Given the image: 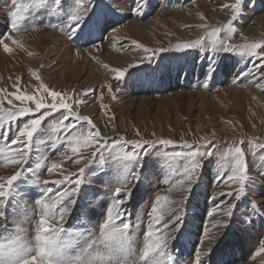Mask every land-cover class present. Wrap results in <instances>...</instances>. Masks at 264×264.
Returning <instances> with one entry per match:
<instances>
[{"label":"rangeland","instance_id":"374dc122","mask_svg":"<svg viewBox=\"0 0 264 264\" xmlns=\"http://www.w3.org/2000/svg\"><path fill=\"white\" fill-rule=\"evenodd\" d=\"M23 2L28 3L29 0ZM234 2L139 0L143 6L138 11H132L136 7V0H127L122 5V15L109 13L107 31L101 29L94 31L91 37L78 34L69 38L62 31V17L46 9H30L24 14L19 31H13L10 20L15 7L12 0H0V41L13 49L11 53H6L0 45V90H3L0 91V99L4 100V108L10 107L8 99H12L16 105L34 107L31 102L21 105L9 94L18 92V89V94H38L37 90L43 83L51 90L67 93V102L74 104V110L92 118L103 136L110 138V141L119 136L127 140L171 139L175 142L168 146L154 144L150 149L152 155L146 158L141 183L125 204L133 225L139 224L135 229L137 249L142 247L144 232L150 223L148 213L155 196L186 195L167 192L170 184L164 181L171 179V176L166 175V166L159 157L165 152L174 156L195 150L185 148V141L196 144L204 138L216 142L217 154L205 161L199 183L190 198L177 201L183 205L180 214L184 217V225L179 233H169L173 239L168 241L166 250L176 264H194L198 247L202 251L211 249L201 257L202 264H264V252L259 251L264 248V149L250 147L247 143L252 140L257 145H264V79H261L264 76V68H261L264 60L240 55L235 50L213 52L208 37L205 38L208 48L177 51L173 47L195 40L207 31L196 25L207 23L219 27L226 23L231 19L232 10H221L222 6ZM115 3L121 4L122 0H115ZM100 11L98 8L97 12ZM201 14L206 19H202ZM233 26L236 33L229 43L264 42V0H244L242 12ZM113 28L116 31H112ZM9 36L20 40L23 47L14 44ZM138 45L173 50L161 53L152 62L151 67H156L160 62L161 71L146 73L144 69L148 66L139 64V68L133 69L130 75L116 80L111 67H127L148 55ZM210 66L215 71L210 72ZM33 71L41 77L40 81L33 77ZM86 90L94 91L84 95ZM76 100L83 103L76 105ZM46 101L51 102V98L46 97ZM102 106H107V110ZM23 122L24 118L11 122L9 140L17 124ZM52 123L49 120L36 134L29 166H34L45 157L48 164L63 159L59 155L63 147L56 134L50 131ZM82 127L86 129L87 125ZM8 128L9 125L5 124L0 132H7ZM240 139L245 141L243 147L250 179L246 197L237 202L235 197H221L220 193L233 191L238 184L225 186L218 183L217 177L222 171L218 158L231 148V144L226 145V142ZM40 141L47 143L41 144ZM4 147V141L0 139V149ZM53 148L56 150L53 151ZM79 166L71 161H65L62 165L65 174L75 172ZM16 170L17 166L0 159V177L6 178ZM59 178L47 173L46 168L41 170V180ZM107 179H93L91 174L86 175L81 199L70 214H66V229L97 228L103 219V202L111 198L114 190L111 183H104ZM16 184L17 190L26 191L31 177L24 173ZM58 187L64 190L70 185L66 183ZM96 189L103 191L94 196ZM38 194L39 189H33L24 197L31 222L22 226L27 229L29 240L33 238L35 222L39 218L35 204ZM249 201L259 207L254 210ZM221 203L225 208L229 204H236L231 217L224 215L223 209L217 207ZM24 208L22 201L14 216L13 208L9 206L10 229L14 228L13 220L22 217ZM219 221H225L227 227H214ZM160 227L163 228V224ZM210 236L215 239H209ZM166 259L167 256L161 257V260Z\"/></svg>","mask_w":264,"mask_h":264},{"label":"snow or ice","instance_id":"6c2138e0","mask_svg":"<svg viewBox=\"0 0 264 264\" xmlns=\"http://www.w3.org/2000/svg\"><path fill=\"white\" fill-rule=\"evenodd\" d=\"M15 11L11 15V27L13 31H19L21 21L25 19V13L30 9L48 10L51 14L62 17V31L69 38L78 34L91 37L94 31H107V18L112 15H122L123 4L127 0H122L121 4L115 0H12ZM101 4L103 7H101ZM143 5L136 0V7L132 11H138ZM244 0H235L234 3L225 4L221 10L231 9L232 16L226 23L219 27L209 24L196 25L207 31L199 38L192 41H185L174 47L177 51L188 49L208 48L206 37L210 38V48L213 52L237 51L240 55L249 57L256 56L264 60V42H245L240 45L229 43L236 29L233 22L241 14ZM101 11L98 13L97 9ZM202 19H206L201 14ZM193 27V26H189ZM116 31V29H112ZM223 33V36L221 35ZM14 44L23 47L20 40L9 36ZM103 39V33L101 40ZM138 44V42H136ZM0 45L6 53H11L13 49L3 41ZM142 51L148 53L140 58L136 64H129L127 67H111L110 71L115 73V79L120 81L126 75H130L133 69H138L139 64H146V73L155 74L161 71L160 62L156 67H151L152 62L161 53L172 51V48H149L138 45ZM96 47V45H93ZM79 54V53H77ZM108 68V65H105ZM264 68V64H261ZM209 71H215L210 66ZM33 77L40 81L41 77L37 72H32ZM207 76V73H206ZM264 79V76L261 77ZM207 87V84L204 85ZM257 86H260L257 84ZM111 92V86H108ZM3 91V90H0ZM94 90H86L84 95L90 94ZM119 91V89H117ZM19 92V89H18ZM12 92L9 95L21 105L25 102L34 103V107L20 106L13 104L12 99L7 100L10 107L4 108V100L0 99V128L5 124L9 125L7 132H0V139L4 141L5 147L0 149V159L6 160L8 164L17 166V170L5 177H0V264H176L172 256L167 255L168 241L173 239L171 232L179 233L184 225V217L180 214L183 205L177 201H186L190 198L194 188L199 183L200 173L207 159H211L217 154L216 142L201 138L196 144L184 142L187 149H195L187 154L176 153L169 156L167 152L159 159L166 166V175L171 179H165V184H170L167 192L186 193L179 197L157 194L152 207L148 213L150 223L143 236L142 247L136 248L137 233L135 229L139 224L133 225L131 214L126 212L125 204L131 199L133 191L141 183L147 159L152 155L150 149L154 144L172 145L175 142L171 139L149 140H127L117 136L114 140L103 136L99 128L96 127L92 118L81 115L74 110V104L67 102V93H61L49 89L41 83L37 90L38 94H24ZM46 97L51 98V102L46 101ZM76 105L83 101H74ZM107 110V106H102ZM24 118L22 124L18 123L16 131L9 140L11 133L10 124ZM52 120L50 131L56 134V139L60 141L63 151L59 155L61 161L47 163V158L37 161L34 166L28 165L29 156L33 151V142L36 134L42 126ZM86 124L87 128L82 125ZM139 136V130H136ZM153 135H155L153 133ZM215 135V133H213ZM41 144L47 143L40 141ZM250 147H260L254 141L247 142ZM231 144L229 151L223 153L219 159L222 171L218 174V183L230 186L238 184V188L222 192L220 196L235 197L238 202L247 195L246 189L249 183L248 161L243 145L245 141L226 142ZM130 147H125V146ZM204 150L201 151L200 149ZM56 149L53 148V151ZM70 154V155H69ZM65 161L74 162L80 165L75 172L65 174L63 163ZM176 166H173V165ZM94 166H97L94 168ZM49 174L58 175L56 180H41V170L45 169ZM24 173L31 177V184L26 191L17 190L16 182L21 180ZM91 174L93 179L108 177L104 183H111L114 186L113 194L108 201L103 202V219L97 228H65L66 214L75 208L81 199V192L84 191L86 175ZM27 183V181H24ZM68 183L70 187L60 190L58 186ZM90 183V181H89ZM132 185V187H129ZM39 189V194L35 200L38 206L39 218L35 222L34 235L32 240L27 237V229L22 225L31 222V217L27 210V201L24 197L28 191ZM103 191L96 189L93 193ZM52 197H55L53 200ZM25 208L23 215L18 220H13L14 228L8 226L9 206L15 210L21 202ZM91 204V201H88ZM254 210L259 206L249 201ZM222 208L224 215L231 217L236 204H229L225 208L223 203L217 205ZM163 224V228L160 226ZM227 227L225 221L217 222L214 227ZM215 239V237H208ZM203 241H201V244ZM211 249L202 251L200 247L194 256V264H202L201 257L207 255ZM264 252V248L259 250ZM167 256L166 260L161 257Z\"/></svg>","mask_w":264,"mask_h":264}]
</instances>
